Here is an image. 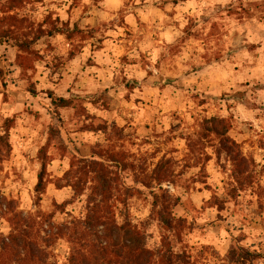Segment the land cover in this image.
I'll return each instance as SVG.
<instances>
[{
  "label": "rangeland",
  "instance_id": "374dc122",
  "mask_svg": "<svg viewBox=\"0 0 264 264\" xmlns=\"http://www.w3.org/2000/svg\"><path fill=\"white\" fill-rule=\"evenodd\" d=\"M103 2L116 3L119 0H103ZM181 2L187 3L189 0H171L174 6L179 5ZM192 2H196V0H192ZM35 3H42V0H18L16 3L18 7L12 10L8 9L15 5L11 0H4L0 4V21L3 17H9L11 15L15 17V20H5L3 24H0V33L7 29L14 31L13 36L6 38V42L0 43V45H7L0 52V131H3V135L0 136V236L7 237L13 230L19 231L25 228L32 238H36L42 247L48 249L50 253L49 262L69 264L74 242L67 236L55 240V233L58 232L59 227L72 228L70 223L74 219H83L86 215L88 190H85L83 195L75 196L72 187L66 186L67 179H63L64 175L71 170L73 164L82 158L97 159L107 166H112L111 169L118 173L117 185L120 192L117 195L120 196L113 200L116 219L119 223H122L127 218L133 224L137 225L145 234L147 246L149 245V241H152V246L148 247L154 250L161 248L163 241L167 240L173 248L179 245V251L176 252H184L192 259V252L189 251V248H195V245H189L185 241V236L192 237L195 233H199L200 239H203L207 236L206 229L208 228H211L213 234H215L219 228L216 221L226 219L221 213L227 210L230 202L232 204V213L234 214L244 200H246L247 205H250L253 201L249 197L255 196L257 209L253 211L257 215L260 211H264V203H261L262 198H264V186L259 185L257 179L256 168L258 162L254 154L256 149H264V139L258 138L255 142H250L247 139L238 140L230 136L237 142L241 157L245 159V164L244 167H239L229 158L233 165L231 176L235 180V184L233 185L229 181L225 186L224 194L221 196H216L215 189H213L211 184L207 183L212 173L205 171L204 167H201V173L199 175L189 177L188 181L183 183L177 179H172L170 184L172 188L178 190L177 194L172 195L169 190H162L157 195L151 191L152 188L143 186L137 188L135 187L137 183L134 182L132 185H125L123 183L121 173H130L132 180H134V173H137L136 177H140L143 181V175L146 174V165L148 164L146 158L139 157V164L132 163L129 157H135L134 153L114 151V144L108 148H100L99 141L96 142L95 146H87L86 142H84L81 147H77L76 141L72 139V136L80 137L87 133H91L92 135H96L97 133L106 134V138L110 140L114 136L115 142L119 143L121 147H123L126 140L132 147H136V141L131 140L130 137L133 135L138 136V129L142 128L145 132H148L149 129L154 128L153 121L156 124L162 125L164 118H168V128L166 130L168 135L165 137L164 143H171L176 139L184 140L185 134L180 129L185 126V122L180 115L179 108L175 106L178 103H183V101H177L174 97L179 93H185L186 85L175 83L179 79V76L173 71V68L167 65L161 68V59L159 56L156 58L154 64V67L160 69L157 74V79L149 80L153 76L151 70L147 71L144 76H139V73L145 71L144 64L138 63L135 58L129 59L131 46L128 41L132 38L133 33L129 30L130 26L129 28L124 27L125 22L122 19L119 22H113L97 18L91 25L85 24L82 28L80 25L86 18V14L90 15L87 8L81 9L75 20L71 18L79 5V0H72V3L64 9L65 15L69 17L65 20H61L60 15L56 14L55 9L48 11L39 22L30 21L25 24L28 21L27 16L20 19L17 18V13L22 11L26 5H34ZM92 3L96 4L97 0H92ZM35 10L34 6L30 9V11ZM99 10L110 11L108 9ZM160 10L162 11L163 9L161 8ZM115 11L119 12L120 10L116 9ZM242 11L247 12V9H242ZM233 12L234 10H231L226 15L231 17ZM173 14L170 13L169 15ZM185 18L188 19V24L185 25L184 31L196 41L199 40V35L198 33H192L190 29L197 28V23H199L200 28L207 26L209 34L213 36L216 33H220L219 38L224 41L226 48L224 63H226L225 67H228V69L219 75L224 74L225 80L234 77V74L231 73L238 75L239 69L245 67V60L242 58L241 63L234 67V62L231 59L233 53L238 52L240 49L251 52L256 48V44L244 45L236 43L238 33L232 31L231 35H229L225 26L227 21L222 24L223 17L211 22L209 17L203 16L202 14L199 17V21L186 15ZM175 23L178 25L179 21H175ZM219 25L222 26V29ZM12 26L14 27L11 28ZM38 33H41V35L44 34V36L38 41H35L33 45L40 43L42 50L35 49L32 46L29 51L25 52L21 51L15 45L17 43L15 41L16 37L22 36V34H28L30 38H33ZM227 35L228 37H232L228 40V38H225ZM57 37L60 39H57ZM10 48H14L15 51L9 53ZM146 54H142V57ZM46 56L49 60L47 63H44L43 67L48 70V76L44 77L43 72H40L35 65L38 62L44 61ZM217 63H220L219 57L212 62L206 61L205 65H201L199 69L194 67L192 71H201L205 66L217 65ZM69 67L78 68L79 72L72 77L73 83L69 87L64 88V92L72 91V87L75 86L80 73L85 72L86 69L99 70L103 77H105L101 81L105 86L102 89L101 96L96 98L93 103V107H97L99 104L100 106L97 108V112L103 111L110 113L116 111V114L119 116L121 113L118 110V106L120 105V101H122L124 105H131L128 111L134 115L128 117L122 116L121 118L126 122L122 127H118L115 119L109 121L105 116L97 115V113L84 114L85 110L77 107L73 103L72 98L66 99L63 95H57V90L64 80V72L68 71ZM17 68L20 69V72L18 75L13 76ZM117 72L119 76L116 75ZM183 75L186 79H190L189 72H185ZM53 76H56L57 79L53 80ZM88 76L92 78L93 82L100 81V77L96 76L95 71L88 73ZM41 77H43L45 83L51 84L53 87H42L38 90L37 86L41 84ZM201 79L205 80V76L203 78H197L196 84H200ZM233 82L237 85L235 91L229 89V91H220L217 94L216 92L209 91L207 86L203 85L205 91L199 93L194 92L191 96L187 97V99L193 101L201 113L206 114L198 122L193 118V125H196L199 129L197 140L192 141L191 136H189L185 141V146L188 148L189 153H192L197 151L198 146L202 145L203 142H208L209 146H211L212 137H215L219 144V147L215 149V163L217 164H219L221 152L224 151L221 149L219 137L215 134L208 133L204 129V121L211 117L231 119L232 121L230 123L232 124V128L229 132H233L235 136H241L245 129L252 131L251 121L240 119L239 123L245 125V128H237V112H234L233 109H237L239 116H246L251 112L253 113L252 119L259 120L260 116L255 112V109L264 108V104H255L254 102L246 101V97L249 94L264 89V85L256 84L249 91L247 90V80L241 79ZM9 83L13 85V90L10 93L8 91ZM196 84L189 83L187 87L194 88ZM110 89H115L119 93V100L113 105L102 100L103 95L107 94ZM135 92H139L140 95H134ZM89 95L95 96V93H89ZM26 97H31V99L29 100ZM37 97H40V99H37ZM53 97L66 99L67 104L58 106L53 101ZM108 99L111 100L112 97ZM229 100L232 103H227ZM45 101H47V104ZM217 101H225L224 107L218 108ZM16 105H20L18 111L16 110ZM5 106H7V109ZM153 109H156V111H152ZM6 110L10 111L11 114L4 116ZM220 111H226L228 115L221 116L219 115ZM61 112L64 113L63 116L60 114ZM44 114H47L49 118L48 122L43 120ZM136 115L139 116V120L135 119ZM81 116H83V120L90 121V123L81 122ZM158 116L160 117L159 119L157 118ZM26 119L29 123L24 122ZM52 121H55V123ZM129 121L134 122L130 124ZM140 121H143V123L141 124ZM172 121H175V123ZM68 125H71V127L67 128L66 126ZM17 127L27 129L28 131H36V138L26 148L23 147V141L27 138V133L18 135V140L21 142L22 148L20 151L16 150L12 142V134ZM129 127L132 128V131L126 133L125 128ZM109 128L112 130L111 135H107ZM62 129H65L64 136L68 138V143L72 144L73 155L69 158L68 170L63 171L62 175L57 177L53 173L48 172V165L55 162L57 165L55 170L58 171L62 168L64 157L68 155V145L61 136ZM149 135L152 136V139H149L147 136L144 137L141 140V146L144 144L151 145L153 139H156L157 145L149 154L152 158H155L162 151L159 137L163 133L152 132ZM41 137L44 139L43 144L37 142ZM1 138L3 139L1 140ZM245 147L249 150L247 155H243ZM33 148L35 149V155L34 157H29V152ZM179 152H181L179 147L173 146L169 148L158 160H154L155 167L152 170L159 166L169 172L170 176L173 166L178 163L174 159V154ZM111 155L117 157L116 163L109 161ZM22 159L24 163H21ZM181 159L186 160L184 156ZM41 160L46 162H41L40 168L35 171V183L32 184L31 189L25 193L23 188L11 189L9 187L18 181L26 185L28 181L23 176V172L29 171L34 163L40 162ZM204 161L206 165L212 161V156H205ZM192 166L185 162L184 167L179 173H176V176H182ZM220 168L222 171L225 170V166L222 164ZM239 170H242L243 173L240 174ZM260 174H264V167H260ZM40 175L43 178V188L42 191H37ZM197 184H202L203 187H196ZM87 185L90 186L91 183L88 182ZM221 185H224V181H221ZM4 188H9L7 195L3 192ZM127 188L139 190L134 191L132 196L127 199L125 198L126 202L123 205L120 200L124 198V189ZM66 189L68 190L67 192L65 191ZM145 189L148 190L147 195H145ZM205 191L212 193L207 200H204V197L201 195ZM164 193H166L168 198H162L165 195ZM23 194H27L31 205L37 207L35 214H32L30 211L26 213L24 209L19 208V205L23 203ZM33 194L35 195L33 196ZM46 197L48 198V210L44 211L38 206ZM148 197H151L150 201ZM197 197L203 201L199 209H196L194 203V199ZM156 203H158V208L155 207ZM163 204L168 207L166 213L168 219H172L174 223L180 219L183 223L184 228H178V234L180 236L178 239L175 238L172 231L165 228V225L159 219L158 211H161ZM57 206L61 207L58 208ZM145 207L148 208V214L141 219L136 213L141 212ZM210 208L215 209V219H208L203 223H198L201 214L207 212ZM174 212L182 214L177 216L173 214ZM57 216L62 217V219H55ZM153 224L156 225L155 233L148 231ZM4 229L8 230L6 234L3 231ZM225 230L228 231V229ZM66 231L70 235V230ZM157 233L160 235L159 246H156L153 239ZM170 236L172 237L171 239ZM248 239V234L241 231L240 235L229 242L227 251L222 258L225 264H229L228 255L233 248L246 249L258 254L259 256L255 259L254 264H264V251H256L257 248L264 247V242L254 240L245 246L243 241ZM61 242L67 245L66 254L60 246ZM197 242L199 243L200 241L198 240ZM212 247L211 244L201 245L202 250H207ZM213 252H215L214 248ZM198 255H202V252L198 253ZM192 262L194 263L193 260Z\"/></svg>",
  "mask_w": 264,
  "mask_h": 264
},
{
  "label": "clouds",
  "instance_id": "9594fccd",
  "mask_svg": "<svg viewBox=\"0 0 264 264\" xmlns=\"http://www.w3.org/2000/svg\"><path fill=\"white\" fill-rule=\"evenodd\" d=\"M4 0H0L2 4ZM72 0H42V3H35L34 5H26L22 11L17 13V18L27 16L28 21L39 22L48 11L55 9L56 14L60 15L61 20L68 19L69 17L65 15L64 9H66ZM34 6L35 11H30ZM87 8L90 15L86 14V18L82 21L81 27L83 28L85 24L91 25L94 21L99 18L104 21H113L119 22L121 19L125 22L124 27L129 28L133 33L132 38L128 41L131 46V51L129 53V59L135 58L138 63L144 64L145 71L139 73V76H144L147 71L151 70L153 76L149 80L157 79V74L160 69L154 67L155 60L159 56L161 59V68H164L165 65L173 68V71L176 72L179 79L175 81L176 84H184L185 93L177 94L174 99L177 101L182 100L183 103H178L175 105L180 110V115L185 122V126L180 129L185 134V139L173 140L171 143H164L165 137L168 135L166 131L168 128V118H164L161 124H156L153 121L154 128L149 129L148 132H145L142 128L138 129V136L133 135L130 137L131 140L136 141V147H132L131 144L126 140L123 144V147L117 142H115V137L112 139H107L106 134L97 133L92 135L87 133L80 137L72 136V139L76 141V146L81 147L84 142L87 146H95L96 142L99 141L100 148H108L110 145H115L113 148L114 151H124L129 153H134L135 157H129V160L132 163L139 164V157H144L148 160L146 165V174H151L153 167H155L154 160H158L161 155L164 154L169 148L176 146L181 149V152L174 154V159L178 161L177 164L173 166L172 174L161 179L160 183H157L156 180L152 181L153 187L151 191L155 192L157 195L160 194L162 190H169L170 194H177L178 190L172 188L170 181L172 179H177L181 183L188 181L189 177L197 176L201 173V167L205 168V171L212 173L211 178L207 180L208 184H211L213 189H215V195L221 196L225 192V186L229 181L232 184H235V180L232 179L231 172L233 165L226 155V153L221 152L219 164L216 162L215 149L219 147L217 139L212 137L211 146L208 142H203L202 145L198 146V150L192 153H189L188 148L185 146V141L191 136L192 141L197 140L198 127L193 125V118L198 122L203 115L206 113H201L200 109L195 106L192 100L187 99L188 96H191L194 92L199 93L205 91L203 85H218L217 87L209 88V91H214L218 94L219 91H229V89L235 91L237 88L236 83L233 81H239L241 79L247 80V90H251L254 85H264V0H196V2L184 3L181 2L179 5H173L171 0H119L116 3H104L103 0H97L96 4L92 3V0H79V5L75 9L72 19L75 20L80 10ZM163 9L162 11L160 9ZM99 9H108L110 11H101ZM119 9L120 11H115ZM242 9H247V12L242 11ZM234 10L233 15L228 17L227 12ZM174 13L173 15H169ZM209 17L210 22L218 20L220 17H223L226 23V28L231 35L232 31L237 32L239 35L236 37V43L238 44H257L258 47L254 48L251 52L240 49L238 52H234L232 55L233 66L239 65L242 58L245 60V68L241 70L239 75L230 77V79L225 80L223 76L212 77L208 73V67L205 66L202 71H192V69L200 68L201 65H205V62H212L217 57H219L220 62H225L226 48L224 46V41L220 39V33H216L215 36L209 34L207 26L200 28L199 23H197V28L190 29L192 33H198L199 40L196 41L189 36L185 31V25L188 24V19L185 18V15L190 18H194L199 21L201 16ZM239 17V20H237ZM175 21H179L177 25ZM35 26V25H33ZM46 27V26H45ZM71 27V25H69ZM118 31H120L118 29ZM215 31V30H213ZM141 37H143L141 39ZM57 39H60L57 37ZM55 43V41H53ZM235 46V45H234ZM7 47V45H0V52ZM35 49H41L42 45L37 43L33 45ZM15 51L14 48L9 49V53ZM147 53L146 55L142 54ZM203 57V58H201ZM10 58H12L10 56ZM49 58L46 56L44 61L36 63V68L43 72L44 77L48 76V70L43 67L44 63H47ZM95 71L96 76L100 77V81L93 82L92 78L88 76V73ZM20 69L17 68L13 73V76L18 75ZM79 72L78 68L69 67L68 71L64 72V80L61 82L59 89L57 90V95H63L66 99L72 98L73 103L79 108H83L84 114L87 113H97V115L105 116L109 121L115 119L118 127H122L125 124V120L121 117H128L134 115L128 109L131 105H124L120 101L118 110L121 115H117L116 111L110 113H105L103 111L97 112V107H93V103L96 98L101 96V92L105 84L101 81L105 79L102 73L99 70L86 69L85 72L80 73L79 79L76 81L75 86L72 87L71 92H64L63 89L69 87L73 83L72 77ZM189 72L190 79H186L183 73ZM71 73V75H69ZM206 74L209 75L208 80L201 79L200 84H196L197 78H203ZM119 76V73H116ZM53 80H56L57 77L53 76ZM161 83H163L161 81ZM196 84L194 88L187 87V85ZM42 87H53L51 84L44 82L43 77H41V84L37 86V89ZM13 90V85L9 83L8 91L9 93ZM89 93H95V96L89 95ZM134 95H140L139 92H135ZM112 97L111 100L108 98ZM31 99V97H26ZM40 99V97H37ZM103 101H107L110 105L116 104L119 100V93L115 89H110L109 92L102 97ZM247 102H254L255 104H264V89H261L255 93H251L246 97ZM47 104V101H45ZM227 103H232V101H227ZM186 105V108H185ZM225 101H217L218 108H223ZM50 107V105H48ZM7 109V106H5ZM20 109V105H16V110ZM167 111V109H165ZM152 111H156L153 109ZM234 112H237V128H245V125L240 124L239 120H249L251 121L252 131L245 129L243 135L235 136L233 132L226 133L227 136H232L234 139L238 140H249L250 142H255L258 138L264 139V108H257L255 112L259 114L260 119H252L253 113H249L246 116H239L237 109H233ZM10 111L6 110L4 116L10 115ZM62 116L63 112L60 113ZM162 115V114H161ZM219 115L227 116L228 112L220 111ZM160 118L159 116L157 117ZM136 120H139V116H135ZM43 120L45 122L49 121L47 114H44ZM81 122L90 123V121L83 120V116L80 117ZM25 123H29L26 119ZM55 123V121H52ZM134 121H129L133 123ZM175 123V121H172ZM142 124L143 121H140ZM70 128L71 125L66 126ZM38 130V126H37ZM65 129L61 130V136L63 140L68 145V155L64 157L62 162V168L56 171V163L53 162L48 165V172L53 173L55 176L59 177L62 175L63 171L68 170L69 168V158L72 157V144L68 143V138L64 136ZM132 128H125V132H131ZM111 128L107 135H111ZM152 132L160 133L163 135L159 137L160 146L162 151L158 153L155 158H152L149 154L154 150L157 145V140L153 139L151 145L144 144L141 146V140L144 137L152 139V136L149 135ZM21 133H27V138L23 141V147L26 148L31 143L33 139L36 138V131H28L27 129L17 127L12 134V142L17 151L22 150L21 142L18 140V135ZM3 135V131H0V136ZM139 137V138H138ZM39 144L44 143L43 137L39 138L37 141ZM248 149L245 147L243 155L248 154ZM255 158L258 162L256 168L257 179L259 185L264 186V174H260V167H264V149L255 150ZM35 149L33 148L29 152V157H34ZM210 155L212 156V161L208 162L205 165L204 157ZM184 156L185 159H181ZM96 158V157H93ZM41 162H46L41 160L40 162L34 163L29 171L23 172V176L27 178V184L23 185L19 181L15 184H11L9 187L11 189H20L23 188L25 193L27 190L31 189L32 184L35 183V171L40 168ZM185 162L193 165L189 167L182 176L177 177L176 173H179L180 170L184 167ZM21 163H24L23 159ZM225 166V170H221L220 165ZM27 166V165H26ZM251 170V169H250ZM247 175V173H245ZM123 183L125 185H132L133 180L130 173H121ZM221 181H224V185H221ZM219 186V187H218ZM135 187H142L140 184H136ZM196 187H203L202 184H197ZM255 187V184H254ZM9 188H4L3 192L7 195ZM68 191L67 189L65 190ZM145 195H147L148 190H144ZM35 194H33L34 196ZM204 197V200H207L212 193L205 191L201 193ZM253 202L250 205H247L246 200L240 204L239 208L236 209L235 213H232V204H228L227 210L222 212L221 215L226 217L223 221H216L219 225V228L213 234L212 229H206L207 236L203 239H200V234L195 233L192 237L185 236V241L189 245H195V248H189V251L192 252V260L194 264H225L222 259L227 251L228 244L236 236L243 233L248 234L249 239L243 241L245 246L251 243L254 240L264 242V211H260L257 215L254 212V209H257L256 197H249ZM149 201L151 197H148ZM186 199V197H185ZM201 201L198 197L194 199L196 209H199L201 206ZM261 203H264V198H262ZM48 198L38 206L40 209L47 211ZM20 209H24L25 212H31L35 214L37 212V207H33L29 201L27 194H23V203L19 205ZM191 211V209H190ZM215 209L210 208L207 212L201 214L198 223H203L208 219H215ZM148 214V208H143L141 212L136 213L141 219L146 217ZM174 215H181L182 213L174 212ZM247 217V219H245ZM38 218V217H37ZM55 219L60 220L62 217H55ZM225 229H228L226 231ZM5 234L7 229L3 230ZM150 232H156V225L153 224L152 227L148 229ZM231 233V234H229ZM43 234V233H42ZM172 237L170 236V239ZM156 246H159L160 235L157 233L153 237ZM200 241L199 243L197 241ZM202 244H211L213 247L208 248L207 250H202ZM61 248L64 249L65 254L67 253V245L61 242ZM149 247L152 246V241H149ZM213 248L215 252H213ZM59 250V249H58ZM173 251H179V245L173 248ZM256 251H264V247L257 248ZM202 252V255L198 253Z\"/></svg>",
  "mask_w": 264,
  "mask_h": 264
},
{
  "label": "trees",
  "instance_id": "16d2710c",
  "mask_svg": "<svg viewBox=\"0 0 264 264\" xmlns=\"http://www.w3.org/2000/svg\"><path fill=\"white\" fill-rule=\"evenodd\" d=\"M17 1L11 0L15 5L8 9L18 7L16 6ZM5 20H15V17L13 15L3 17L0 24H3ZM13 34L12 29L3 30L0 33V43L6 42V38ZM43 36L44 34L38 33L30 38L28 34H22L15 38L17 41L15 45L21 51L26 52L30 50L35 41ZM53 98L58 106L67 104L66 99ZM231 121L227 118L211 117L204 121V129L219 137L221 149L231 161L239 167H244L245 159L241 157L237 142L226 135L232 128ZM116 158L115 155H111L109 161L116 163ZM111 168L112 166H107L97 159L82 158L73 164L71 170L64 175L63 179H67L66 186L72 187L75 196L83 195L85 190L89 192L86 199L85 217L74 219L70 223L72 228L59 227L58 232L55 233V240L67 236L74 242L69 264H194L188 254L174 252L167 240L163 241L161 248L151 249L147 246L144 232L137 225L127 218L122 223L118 222L113 203V200L120 196L117 195L120 192L117 185L118 173ZM239 173L242 174L243 171L239 170ZM136 174L134 173L133 182L146 188L153 187V180L160 183L162 178L169 176V172L159 166L152 170L150 175H143V181L140 177H136ZM42 181L43 178L40 175L37 191H42ZM88 182L91 183L90 186L87 185ZM138 190L124 189V198L120 202L125 205V198L132 196V193ZM164 194L161 195L162 198H168L166 193ZM155 205L158 208V203ZM167 210V205L163 204L161 211H158L159 219L165 228L172 231L178 239L180 237L178 228H184L183 223L180 219L175 223L172 219H168ZM66 230H70V235ZM49 256L48 249L42 247L36 238H32L25 228L19 231L13 230L7 237L0 236V264H56L49 262ZM257 256L259 255L249 250L233 248L229 252L228 263L254 264Z\"/></svg>",
  "mask_w": 264,
  "mask_h": 264
},
{
  "label": "crops",
  "instance_id": "0c3cea01",
  "mask_svg": "<svg viewBox=\"0 0 264 264\" xmlns=\"http://www.w3.org/2000/svg\"><path fill=\"white\" fill-rule=\"evenodd\" d=\"M237 20H239V19H237ZM222 24H224L226 21L224 20V19H222ZM220 26V25H219ZM222 26H220V28H221ZM222 29V28H221ZM239 35V34H238ZM232 37V36H231ZM231 37H228V35L227 36H225V38H228V40L231 38ZM256 47H258V45L256 44ZM221 63V62H220ZM217 63V65H207V67H208V73L209 74H211V76L212 77H215V76H223L224 78H225V76H224V74L223 75H219L220 73H222L223 71L224 72H226V70L228 69V67H225L226 66V63ZM245 67H241V69H239V71H238V75L241 73V70L242 69H244ZM204 69V68H203ZM202 71V70H201ZM231 73V72H230ZM231 74H234L233 76H236V74L235 73H231ZM210 77H209V75L208 74H206L205 75V80H208ZM206 86H207V88L209 89V88H215V87H217L218 85H210V84H205ZM214 92V91H213ZM220 92V91H219ZM218 92V93H219Z\"/></svg>",
  "mask_w": 264,
  "mask_h": 264
}]
</instances>
